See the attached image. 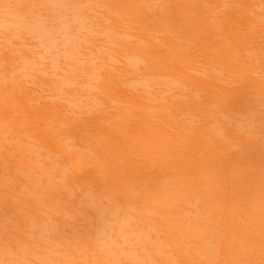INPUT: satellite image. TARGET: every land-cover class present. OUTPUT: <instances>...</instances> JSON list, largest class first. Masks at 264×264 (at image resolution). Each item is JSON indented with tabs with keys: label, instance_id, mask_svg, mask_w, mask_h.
Listing matches in <instances>:
<instances>
[{
	"label": "bare ground",
	"instance_id": "1",
	"mask_svg": "<svg viewBox=\"0 0 264 264\" xmlns=\"http://www.w3.org/2000/svg\"><path fill=\"white\" fill-rule=\"evenodd\" d=\"M154 1L157 3L152 4L150 0H145L144 4L134 0H108L106 6L119 19L107 14L91 17L99 20L97 25L93 24L94 28L87 27L81 35L73 32L68 34L69 26L62 25L64 47L68 52L86 57L93 54L97 57L82 60L85 66L82 70L93 79L80 86H93L96 78L99 93L95 95L89 92L87 98L90 103H84L81 112L70 113L74 117L88 115L89 118L83 120L88 123L85 128H81L79 120L67 122L61 115L56 118L61 125L56 128L60 132L58 138H74L76 134H80L86 146L84 151L100 152L107 167L93 175V171L85 167L84 161L72 154V166L76 171L62 158L58 162V173L51 175L48 181L63 192H68L70 190L63 187V181L68 178L73 181L82 180L85 185L78 186V191L83 188L93 190L98 196L106 193L105 183H108L111 187L109 195L118 202L115 203L116 210H113L121 214V222L117 228L113 226L105 229L109 223L114 224L110 213L107 217L103 216L101 221H94L106 233V240L103 239L99 247L108 249L110 259L95 252L86 255L83 264H130L125 263L126 257L136 264H145V259L153 264H162L161 260L176 264H203L205 257L208 264H216L219 259L223 264H229V259L237 255L234 236L239 224L232 220L234 209L238 210L243 203L254 211L261 205L263 212L257 219L264 218V43L253 47L254 36H244L233 27V20L242 18L244 22H240L241 29L244 30L246 24L257 28L256 35L264 41V34L261 35L264 32V2L261 0L260 4L248 8L237 0L218 3L215 0H190L189 4L180 0ZM51 5L57 3L51 2ZM234 5L241 7V11ZM225 6L234 11L223 16L226 13H221L220 9ZM0 8L3 9L1 6ZM255 8L262 9V12L254 11ZM47 10L52 15L65 11L61 8ZM251 13L253 17L250 16ZM79 18L85 19L88 16L81 15ZM56 19L65 20V15ZM185 20L189 21V27L185 25ZM106 21L108 22L104 24ZM148 30L154 34H175L177 40L183 42V47L178 46L180 54L177 57L187 67L171 54V49L166 48L173 45L171 41L151 35ZM88 33H92L91 38ZM97 36H102L103 39ZM133 39L139 41L130 43ZM72 40L76 45L69 49L66 44ZM82 41L89 43V46H85ZM107 42L114 44L104 47ZM202 54L211 55L210 59H201ZM54 55L56 59H53L52 68L59 58L58 52ZM9 57L12 58L10 55ZM100 57V65L94 67L95 61ZM123 57L132 67L118 68ZM29 61L30 68L38 63L33 57L22 56V64ZM110 63L113 66H109ZM200 65L208 69L204 71ZM104 66H109L111 71L98 74V70ZM73 70L77 69L73 67ZM190 70L194 73L197 70L198 74L190 73ZM212 71L224 75L221 77L223 85L218 83L219 79L209 76ZM238 75L240 78H237ZM136 79L142 80L141 88H137L133 82ZM159 81L179 87V95L177 96V92L173 93V97L179 99L177 102H169L168 98L163 97L167 91L150 93L145 90L152 83L162 85ZM62 83L65 82H60ZM77 91L81 94L80 90ZM94 105L104 106L106 109L92 110ZM238 116L246 117L247 120L241 122L237 119ZM116 119L121 121H115ZM74 123L80 129L75 128ZM107 123L115 124L113 129L119 128L123 132L108 130ZM217 124L221 127L216 128ZM244 129L246 131L242 132ZM80 143L76 141L68 148L76 149ZM42 144L54 154H61V150L52 142L44 140ZM96 164L97 160L93 159L90 166L98 170L100 167ZM108 177L112 178L109 182ZM162 185H172L183 193L191 194L207 209L209 220L205 233L209 238L201 244L205 249V256L197 253L196 263L191 258L189 247L196 246L197 243L189 240L185 242L184 235L179 233L180 230L177 233V229L171 238L172 244L168 236L159 240L155 236H149L147 240L154 244V249L145 255L134 248L126 250L121 245L123 241L127 244H132L137 239L141 241V236L133 230L134 224L130 223L138 217L123 209L120 194L140 193L150 201L154 211L161 213L157 200L154 201L148 193L150 188H154L158 195L165 194L161 200L173 204L171 214L174 218L194 213L177 204L172 195H166L167 188L158 189ZM64 201L65 204L56 208L62 213V220L79 213L89 215L88 210L79 211L72 206L69 197ZM14 220L18 223L17 219ZM32 222L36 226L41 223L34 217ZM7 223L17 226L11 219L4 220L0 226ZM58 224L54 230L64 233L65 229ZM62 224L70 225L66 220ZM135 235L137 238L131 239ZM16 236L24 240L19 234ZM86 240L79 241L75 237L72 243L80 245ZM66 241L71 243L68 239ZM261 244L264 246V241ZM166 248H170L169 251ZM0 252V264H28L24 253H19L15 258L16 252L1 242ZM52 252L55 254L57 251ZM67 253L69 259L74 257V253ZM256 259L259 257L251 258L249 255L242 264H255Z\"/></svg>",
	"mask_w": 264,
	"mask_h": 264
},
{
	"label": "rangeland",
	"instance_id": "2",
	"mask_svg": "<svg viewBox=\"0 0 264 264\" xmlns=\"http://www.w3.org/2000/svg\"><path fill=\"white\" fill-rule=\"evenodd\" d=\"M107 1L0 0V6L3 8H0V223L9 219L17 223L14 219L18 220L17 226L12 223L0 226V242L10 246L11 251L14 250L16 252L15 258L19 253H24L25 262L28 264H62L63 262L83 264L86 261L85 256L92 255L95 252L107 259L111 257L107 248L103 246L104 250L102 251V248L99 247L101 241L103 239L106 240V233L102 232L99 226L94 223V221H101L103 216L107 217L109 213L114 224L109 223V226L105 227L106 230L113 226L117 228L121 222L120 212H113L117 208L115 203L118 202L114 201V198L109 195L110 185L105 183L106 193L98 196L93 190L87 191L83 188L78 191L80 186L85 185L82 180L76 179L73 181L68 178V180L63 181V187L70 190L68 192H63L62 189H58V187L53 186L48 181L51 175L58 173V162H61L62 158L71 164V168L73 167L72 154L78 155L84 161L85 167L93 171V175H97V171L104 170L107 167L100 152L95 150L84 151L86 146L82 142L80 134H76L74 138L66 136L58 138L60 132L56 130L57 127L61 126L56 120L60 115L67 122L69 120H79L81 128H85L88 123L83 120L89 118V116L81 114L79 117H74L70 113L81 112V109L84 108L83 104L90 103L87 98L89 92L95 95L99 93L96 89V78L93 86H80L85 82L90 83L93 79L82 70L85 68L82 60L87 59L88 61L90 58L97 57L93 54L86 57L81 56V54L68 52L64 47L62 25L66 24L69 26L68 34L73 32L81 35L87 27L92 26L94 28L93 24L97 25L99 20L91 19V17L97 18L100 17V14H107L109 17L119 19L117 14L109 11L106 6ZM134 1H139L141 4L145 3V0ZM180 1L186 4L190 3V0ZM220 1L229 2L228 0H215L214 2L218 3ZM237 1L248 8L261 3V0H248L249 3L246 0ZM51 2H55L57 5H51ZM150 2L152 4L157 3L154 0H150ZM5 6L8 8H5ZM234 7L241 11V7L237 5H234ZM48 8H61L65 11L52 15L47 10ZM207 8L208 12H210L209 6ZM233 11L234 9L229 6L220 9L221 13H226L223 16ZM254 11L262 12V9L255 8ZM63 15H65V20L56 19V17H62ZM81 15H87L88 18L80 19L79 16ZM214 16H217V14ZM250 16L253 17V14L251 13ZM36 19L41 20V22H33ZM107 22H104V24ZM240 22H244L242 18L241 20H233V27L238 29L239 33L244 36H254L253 47L264 43L260 36L256 35L258 33L257 28L246 24L243 30ZM184 23L187 27L190 26L188 20H185ZM148 31L151 35L171 41L173 43L172 48H166L171 49V54L176 57L180 54L183 42L178 41L175 34H154L150 30ZM263 34L264 32L261 33V35ZM88 35L91 38L92 33H88ZM97 38L103 39L102 36H97ZM138 41V39H133L130 43ZM82 42L85 46H89V43ZM113 44L114 42H107L104 47H110ZM74 45L76 43L72 40V42L70 41V43L66 44V47L70 49ZM56 52L59 53V58L52 68L53 59H56L54 55ZM23 55L33 57L38 63L33 68H30V61L22 64ZM210 56L209 54H202L201 59H210ZM177 59L181 64L183 63V66L187 67L185 62L178 57ZM100 61L101 57L95 61L94 67L100 65ZM125 63L127 65L124 66L123 64ZM72 66L78 71L73 70ZM109 66L113 65L110 63ZM109 66L102 67L98 70V74H103L108 70L111 71ZM121 66L132 67L125 57H123L118 68H121ZM199 67L204 71L208 69L206 66L200 65ZM189 72L194 73L192 70ZM73 74H79V76L76 77ZM194 74H198L197 70H195ZM209 76L219 79L218 83L223 85V80H221V77H224L223 74L218 71H212ZM237 78H240V76L238 75ZM60 82L68 84H60ZM133 82L137 88L142 87V80L138 81L136 79ZM159 83L162 82L159 81ZM77 90H80L81 94ZM145 90L150 93L167 91V94H164L163 97L168 98L169 102H177L179 100L173 97V93L177 92V96L180 93L179 87L173 83L166 85L163 83L162 85L152 83ZM68 92L74 93L69 94ZM49 97H60V99L51 100ZM105 109L106 107L104 106H92V110L95 111ZM237 119L241 122L247 120L246 117L241 116H238ZM115 121L121 120L116 119ZM114 123L117 124V122ZM74 126L80 129L75 123ZM113 126L115 124L107 123L108 130L114 133L123 132L119 128L118 130L113 129ZM215 127L219 128L221 126L217 124ZM244 131L246 129L242 132ZM44 140L55 144L61 150V154H54L50 149L45 148L42 144ZM76 141L81 142L76 149L68 148L69 145ZM93 159L97 160L96 165L100 167L98 170L90 166ZM72 169L76 171L74 167ZM77 174L81 175L78 172ZM111 180L112 178L108 177L107 181ZM160 188H167L168 192L166 195H172L176 199L177 204L191 209L194 213L183 215L178 219L174 218L171 214L173 204L161 200L164 199L165 194L158 195L156 193L157 190L154 188H150L148 193L152 195L154 201L157 200L161 213L154 211L150 201L140 193L120 194L119 199L122 202L123 209L138 217L130 223L134 224L133 230L141 236V241L137 239L132 244H127L123 241L121 245L126 250L134 248L139 250L142 255H145L154 249V244L147 240L149 236H155L158 240L161 237L168 236L172 244L171 238L174 237L177 229V233L180 230L179 233L184 235L183 240L185 242L189 240V242L194 241L197 243L196 246L189 247L191 258L196 263V254H205V249L201 244H204L206 239L209 238L205 233L209 220L207 209L194 196L189 193H183L172 185L169 187L166 185L158 186V189ZM67 197L72 201V206L79 211L88 210L89 215L79 213L70 215L67 219L62 220V213L57 211L56 208L65 204L64 200ZM262 207L258 205L253 211L249 205L242 203L238 210L234 209L232 220L234 223L239 224L238 230L235 231L236 236H234L236 238L235 253L237 255L229 259V264H242L249 255L251 258L259 257V259L255 260V264H264V246L261 244L264 241V218L263 220L257 219V216L263 212ZM33 217L41 222L39 226L33 224ZM64 220L68 221L70 225H63L62 221ZM57 223L65 229L64 233H58L54 230ZM13 226L15 227L12 228ZM16 234H19L24 240L19 239ZM75 237L79 241L82 239L87 240L80 245H74L72 239ZM120 237L122 238V234ZM135 237L137 238L135 235L131 239H135ZM66 239L70 240L71 243H68ZM169 249L166 248L167 251ZM55 250L57 252L54 254L52 251ZM118 250L120 251V249ZM67 252L74 253V257L69 259ZM202 261L203 264H208L206 257ZM126 262L136 264L128 257L125 258ZM161 262L162 264H176L168 260H161ZM143 263L153 264L148 259H145ZM216 264H223V262L219 259Z\"/></svg>",
	"mask_w": 264,
	"mask_h": 264
},
{
	"label": "clouds",
	"instance_id": "3",
	"mask_svg": "<svg viewBox=\"0 0 264 264\" xmlns=\"http://www.w3.org/2000/svg\"><path fill=\"white\" fill-rule=\"evenodd\" d=\"M101 250L103 251L104 249L102 248Z\"/></svg>",
	"mask_w": 264,
	"mask_h": 264
}]
</instances>
